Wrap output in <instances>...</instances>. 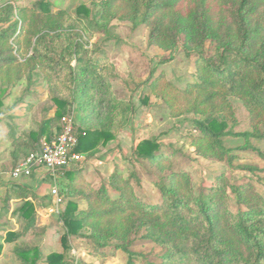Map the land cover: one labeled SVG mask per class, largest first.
<instances>
[{"label": "trees", "instance_id": "obj_1", "mask_svg": "<svg viewBox=\"0 0 264 264\" xmlns=\"http://www.w3.org/2000/svg\"><path fill=\"white\" fill-rule=\"evenodd\" d=\"M217 3L220 12L214 0H99L91 15L85 5L74 13L64 9L52 12L48 0L36 1L38 10L30 20L35 36L33 67L40 69L47 81L55 112L38 121L35 129H12L9 137L14 152L26 156L41 149L43 138L56 137L62 130V118L74 110H80L79 120H74L75 151L85 155L95 154L99 146L116 139L118 131L128 124L133 105L129 98H118L113 92L109 81L115 74L113 63L106 56L93 57L88 47L94 30H104L105 20L119 18L130 21L133 27L146 25L148 45L172 51L181 44L186 52L196 53L195 82L178 88L162 73L150 76L144 82L148 85L143 84L142 102L153 94L167 105L171 116H202L194 120L199 130L191 140L195 151L206 158L224 159L228 155L232 159L222 146V137H248L255 132L226 129L227 116L232 115L229 97L241 100L253 114L255 128L264 120V0ZM24 11L9 2L0 6V46L17 33L20 23L13 19L14 13L25 24ZM208 40L214 44L211 54L205 49ZM4 51L0 49V65L13 59ZM252 149L264 159V152ZM132 154L160 171L171 169L172 155L161 152L156 138L140 140ZM62 171L69 178L64 197L81 196L87 206L78 209L76 201L67 200L59 213L65 227L64 250L49 254L47 264H69L66 252L71 236L90 238L99 248L117 241L114 248L126 252L132 264L131 236L140 232L142 240L155 242L163 250L158 262L147 264H264V196L249 182L229 184L223 173L211 187L195 193L189 174L172 170L157 182L160 197L151 202L136 196L129 179L117 172L108 182L93 187L74 170ZM108 188L117 196L112 197ZM227 188L240 205L236 211L228 207ZM6 195L23 200L18 209L29 226L35 211L26 190L10 186ZM16 236L10 233L8 239ZM17 253L31 263L41 256L36 246L19 248Z\"/></svg>", "mask_w": 264, "mask_h": 264}, {"label": "rangeland", "instance_id": "obj_2", "mask_svg": "<svg viewBox=\"0 0 264 264\" xmlns=\"http://www.w3.org/2000/svg\"><path fill=\"white\" fill-rule=\"evenodd\" d=\"M38 0H0V6L11 3L13 6L24 8L23 17L25 24H21L22 18L14 13L13 19L19 20L17 33L12 38L4 41L0 49H4L6 55L12 56L9 63L0 65V264H47L45 258L51 253H62L64 250L62 236L65 227L60 220L59 213L64 209L68 199H73L78 209L87 206L86 200L81 197L65 196L61 210L51 211L52 197L50 190L57 186L61 194L67 192L69 183L67 178L62 181L52 179L46 174L44 168L34 166L29 174L16 171L23 168L24 163L36 151L26 156L14 152L9 133L12 129L29 131L35 129L37 122L50 118L55 112V106L50 99L48 84L42 71L34 68L36 60L33 57L35 36L30 27L32 14L37 11L35 2ZM49 9L52 12L67 10L74 13L80 5L87 6L91 15L97 11L99 0H48ZM218 12L220 6L217 2ZM101 22V21H100ZM104 30H94L88 39V47L92 50V56L107 57L115 67V74L109 78L111 87L116 97L129 98L133 105V115L126 126L119 133H126L130 139L126 144L115 143L108 154L99 155L97 165L107 175L103 181L94 182V172L87 161L95 156L85 155L83 167L71 165L69 170L79 174L83 182L90 186L98 187L108 182L113 172L119 173L123 179H129L128 183L136 196L145 201L156 202L160 197L157 182L163 179L169 171L184 170L191 179L193 191L198 193L201 189H207L215 182L218 175L226 176L229 184H243L249 182L255 191L264 196V159L257 154L252 147L264 152V120L253 126L251 112L241 100L229 97L232 115L227 116L228 127L232 132H255L248 137L226 135L222 137V146L230 151L232 159L228 155L224 159L206 158L199 155L191 144L192 136L199 134L194 120L202 119V116L193 113H184L179 116H171L169 108L162 99L148 95V100L142 102L141 93L146 80L162 73L166 80L172 82L178 88H184L188 83L196 81L194 76L195 56L194 52H186L177 46L175 50H163L154 45H148V27L144 24L133 27L128 20L119 18L107 19ZM8 23L3 24L6 26ZM106 29V30H105ZM206 53L214 52V44L211 41L205 43ZM172 54V58H170ZM29 75H31V81ZM149 92V91H147ZM74 120H79L80 110H74ZM50 140L43 138L44 142ZM145 138H156L160 143L161 152L172 155L170 170L160 171L145 159H137L132 151L136 144ZM120 152H119V151ZM111 153V154H110ZM110 155V156H108ZM96 157V156H95ZM110 162V163H108ZM110 164L107 166V164ZM87 165V166H86ZM86 166V167H85ZM89 166V168H88ZM79 168L78 170H76ZM35 169L39 170L38 172ZM89 169V170H88ZM88 172V173H87ZM45 175V176H44ZM10 186H18L26 190V196L32 203L35 211L33 221L26 227V222L20 214L19 207L23 200L9 199L6 189ZM112 197L117 192L108 188ZM228 192V207L236 211L237 204L230 188ZM86 232V230H83ZM10 233H16L13 239H8ZM20 233V234H19ZM141 232L131 236L133 243L130 250L133 252L132 264H147L158 262L162 254V248L152 241L142 240ZM117 241H110L101 248L87 237L71 236L69 238L70 249L66 252L69 264H130L129 255L121 249L114 248ZM36 246L40 251V258L31 263L18 256V249Z\"/></svg>", "mask_w": 264, "mask_h": 264}, {"label": "built area", "instance_id": "obj_3", "mask_svg": "<svg viewBox=\"0 0 264 264\" xmlns=\"http://www.w3.org/2000/svg\"><path fill=\"white\" fill-rule=\"evenodd\" d=\"M77 142V136L74 132V118L73 116H64L61 132L51 141L44 142L43 147L29 157L23 168L17 170L15 174L18 175L19 172L29 174L32 167L38 166L44 168L45 175L49 174L55 181L58 171L69 169L73 164L82 168L83 165L80 162L85 159V155L75 151ZM50 195L53 203L50 210L60 211V206L64 203V195L61 194L56 185L51 188Z\"/></svg>", "mask_w": 264, "mask_h": 264}, {"label": "crops", "instance_id": "obj_4", "mask_svg": "<svg viewBox=\"0 0 264 264\" xmlns=\"http://www.w3.org/2000/svg\"><path fill=\"white\" fill-rule=\"evenodd\" d=\"M130 139L128 135H126V133H123L122 135L119 133V136H118V139L117 140H111L109 141L106 145L104 146H99V150L94 154L95 156H93L92 158L90 157V159L87 161V164L89 163L90 165V168L93 169V175L91 176H94V179L93 181L94 182H98V181H103L107 178V175H109L111 173L112 170H110V172L107 174L103 171L102 167L103 166H94V165H97V158L99 157V155L102 154H108L109 152L112 151V155H114L113 153V150H111V147H113L115 145V143L117 142H121L122 144H126L127 140ZM127 145V144H126ZM119 151V150H118ZM120 152V151H119ZM84 154V153H83ZM111 154V153H110ZM110 156V155H108ZM110 163V162H108ZM107 164V163H106ZM110 164H107V166H109ZM87 166V165H86ZM85 166V167H86ZM84 168V167H83ZM89 168V166H88ZM89 168V169H90ZM78 169V168H77ZM88 169V170H89ZM68 170V169H67ZM36 172H38L39 170L35 169ZM88 173V172H87ZM63 178H67L68 181H69V178L66 174L63 173V171H58L57 172V179L58 181H62Z\"/></svg>", "mask_w": 264, "mask_h": 264}]
</instances>
